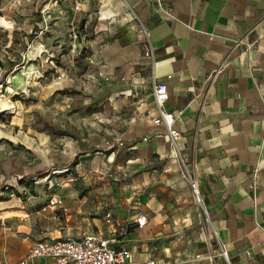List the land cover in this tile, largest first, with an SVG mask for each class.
Listing matches in <instances>:
<instances>
[{
	"label": "crops",
	"instance_id": "crops-1",
	"mask_svg": "<svg viewBox=\"0 0 264 264\" xmlns=\"http://www.w3.org/2000/svg\"><path fill=\"white\" fill-rule=\"evenodd\" d=\"M121 1L148 52L105 46L87 69L74 136H45L61 157L27 175L45 167L55 188L25 206L0 202V264L39 240L85 234L128 250L129 264H264V0ZM157 83L180 134L174 145L151 122ZM51 197L63 208L48 206Z\"/></svg>",
	"mask_w": 264,
	"mask_h": 264
},
{
	"label": "rangeland",
	"instance_id": "rangeland-1",
	"mask_svg": "<svg viewBox=\"0 0 264 264\" xmlns=\"http://www.w3.org/2000/svg\"><path fill=\"white\" fill-rule=\"evenodd\" d=\"M105 46L148 52L141 25L121 0H1L0 100L9 107L0 106V202L25 206L48 189L50 170L27 175L37 163L61 157L62 149L47 145L45 136H74L82 83L87 69L103 60ZM112 57L118 61L116 52Z\"/></svg>",
	"mask_w": 264,
	"mask_h": 264
},
{
	"label": "built area",
	"instance_id": "built-area-1",
	"mask_svg": "<svg viewBox=\"0 0 264 264\" xmlns=\"http://www.w3.org/2000/svg\"><path fill=\"white\" fill-rule=\"evenodd\" d=\"M57 0H54L56 3ZM78 5L74 7L78 9ZM152 95L157 106V117L152 119V124L162 125L165 129L169 143L174 145L180 138L179 132L174 128V115L164 109L167 101V87L163 83L154 84ZM122 144L119 143V146ZM44 179L48 189L55 188L48 177ZM189 187L198 205H202L197 186L189 174H185ZM35 184V183H34ZM48 206L62 209V201L51 197ZM107 223L112 222L110 213L104 215ZM133 224L142 228L146 224V217L138 215ZM222 257L227 260L226 252L221 250ZM37 259H46L47 264H129L131 255L128 250H116L111 246V241L96 234H85L79 238H65L55 240H39L35 242L25 255L14 264H33ZM136 264H157L153 259H145Z\"/></svg>",
	"mask_w": 264,
	"mask_h": 264
},
{
	"label": "bare ground",
	"instance_id": "bare-ground-1",
	"mask_svg": "<svg viewBox=\"0 0 264 264\" xmlns=\"http://www.w3.org/2000/svg\"><path fill=\"white\" fill-rule=\"evenodd\" d=\"M0 106H3L5 108L9 107L6 102H2L1 100H0Z\"/></svg>",
	"mask_w": 264,
	"mask_h": 264
},
{
	"label": "trees",
	"instance_id": "trees-1",
	"mask_svg": "<svg viewBox=\"0 0 264 264\" xmlns=\"http://www.w3.org/2000/svg\"><path fill=\"white\" fill-rule=\"evenodd\" d=\"M0 8H1V0H0ZM12 64H13V66L16 65V64H14V63H12Z\"/></svg>",
	"mask_w": 264,
	"mask_h": 264
}]
</instances>
